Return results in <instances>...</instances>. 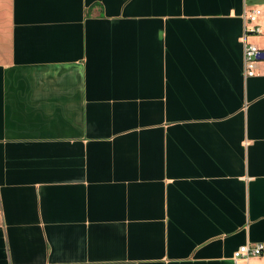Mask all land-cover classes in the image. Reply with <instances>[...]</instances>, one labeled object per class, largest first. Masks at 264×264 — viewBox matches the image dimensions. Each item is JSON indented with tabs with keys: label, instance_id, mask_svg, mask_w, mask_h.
<instances>
[{
	"label": "crops",
	"instance_id": "crops-1",
	"mask_svg": "<svg viewBox=\"0 0 264 264\" xmlns=\"http://www.w3.org/2000/svg\"><path fill=\"white\" fill-rule=\"evenodd\" d=\"M255 9L264 52V0H0V264H236L264 246Z\"/></svg>",
	"mask_w": 264,
	"mask_h": 264
},
{
	"label": "built area",
	"instance_id": "built-area-1",
	"mask_svg": "<svg viewBox=\"0 0 264 264\" xmlns=\"http://www.w3.org/2000/svg\"><path fill=\"white\" fill-rule=\"evenodd\" d=\"M261 15H262V11L260 9H255L251 11L246 17L249 27L246 30L245 36L243 38V42L245 44L244 69H245V74L247 76L255 75L258 55L260 52L255 45L248 42L247 38L251 34L259 32V28L258 25H256V22L258 21ZM263 250H264L263 244H255L253 246L244 245L234 253L233 259L235 263L238 264L239 261H247L250 258L261 256L263 254Z\"/></svg>",
	"mask_w": 264,
	"mask_h": 264
},
{
	"label": "water",
	"instance_id": "water-1",
	"mask_svg": "<svg viewBox=\"0 0 264 264\" xmlns=\"http://www.w3.org/2000/svg\"><path fill=\"white\" fill-rule=\"evenodd\" d=\"M258 60H264V52H259Z\"/></svg>",
	"mask_w": 264,
	"mask_h": 264
}]
</instances>
